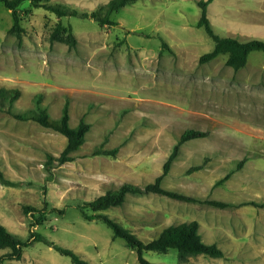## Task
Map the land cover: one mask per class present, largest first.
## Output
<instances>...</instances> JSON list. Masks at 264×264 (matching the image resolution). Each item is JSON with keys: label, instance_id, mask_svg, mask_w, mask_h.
Wrapping results in <instances>:
<instances>
[{"label": "rangeland", "instance_id": "rangeland-1", "mask_svg": "<svg viewBox=\"0 0 264 264\" xmlns=\"http://www.w3.org/2000/svg\"><path fill=\"white\" fill-rule=\"evenodd\" d=\"M108 1H44L76 11L61 17L23 1L20 38L9 31L11 13L0 3V86L20 90L13 109L32 107L40 95L51 117L67 102L70 126L81 118L90 124L71 160L46 165L48 153L58 156L64 148L65 136L0 111V168L15 183L0 182V223L22 239L35 230L90 264H139L134 249L103 220L84 218L79 205L123 182H153L180 134L193 128L206 134L180 145L161 186L235 205L145 191L86 213H103L144 241L169 224L196 220L202 240L223 252L180 261L174 248L144 250L152 262L264 264V206L238 205L264 200L263 51H250L238 69L226 64L225 53L199 62L214 43L196 24V0H136L110 13L113 24L101 25L91 13L103 15ZM207 14L221 36L264 40V0H211ZM57 22L71 28L74 45L50 40ZM114 147L115 155L95 153ZM29 206L47 211L40 223L31 225L38 213L26 211ZM2 264L73 263L34 241Z\"/></svg>", "mask_w": 264, "mask_h": 264}, {"label": "trees", "instance_id": "trees-1", "mask_svg": "<svg viewBox=\"0 0 264 264\" xmlns=\"http://www.w3.org/2000/svg\"><path fill=\"white\" fill-rule=\"evenodd\" d=\"M28 1L31 4H41L43 7L54 13L57 17L66 15H75V10H69L67 7L60 3L46 4L44 1L47 0H0V3L10 10L12 17V25L9 31L16 35L17 38L21 37L23 27L20 24L21 20V3ZM136 0H109L105 5V12L103 15H95L91 13V16L95 17L98 22L103 24H113L114 21L109 18L111 12L118 10L126 4L134 2ZM211 0H196L198 7L200 8V14L197 20V26L203 27L206 34L213 40V47L211 50L201 54L199 56V62H204L216 57L220 53H225L226 64L231 66L233 69L242 67L247 60V56L252 50H261L264 53V40L253 38L246 41H241L233 36H221L214 32L210 20L207 14V5ZM85 14V13H83ZM50 40H57L65 42L69 45L76 43V38L69 26H64L61 22H57L50 33ZM20 90L17 87H3L0 86V111L6 112L19 120H31L43 127L50 128L63 134L66 138L64 148L58 156L47 154L46 165H52L54 161L62 163L67 160H71L73 157L71 152L78 149L84 142L85 134L89 129L90 124L83 118L75 126L69 124V109L68 103L65 102L61 108V113L57 118L50 116L47 108L41 104L40 95L34 97V105L26 108L22 111H15L13 104L19 97ZM206 133L201 130L187 128L185 129L176 142L173 144L172 149L167 156L163 166L162 173L155 177L153 182H149L140 186L138 184L123 182L118 187L105 191L102 194L97 195L92 200L82 203L79 205L81 214L86 219L98 218L103 220L112 230V236L122 238L126 245L136 251L137 260L139 264H162L159 262H152L143 256L144 250H156L164 252L169 248L176 249L177 258L180 261H185L189 255L202 253L209 256H221L223 254L220 247L215 243H205L202 240L201 234L198 230V222L196 220H182L177 223H172L158 233V235L148 241H144L128 228L120 225L113 221L107 215L103 213L88 214L85 208H90L93 211L104 210L111 206L120 205L124 202L127 194L152 191L164 194L171 198L180 199L186 202H199L206 203L217 207H227L235 205L233 202L223 201L218 199L201 198L183 192L175 190H169L161 186V179L169 168L171 162L176 158L179 147L184 142L204 136ZM117 147L111 149H97L95 153H101L105 155H115ZM243 159L237 164L240 166ZM201 167V164L192 166L190 170H196ZM229 172L226 173L219 182L225 180L229 176ZM0 182L4 184H15L13 181L8 179L4 172L0 168ZM252 204L255 206H264V200L256 202L254 200H248L240 202L238 205ZM25 210H34L38 213L36 216L32 215L33 222L31 225L40 223L47 212L45 209H37L29 206L25 207ZM34 241H42L48 246H52L60 254L68 256L73 264H90L87 260L81 258L75 251L70 248H66L45 238L42 234L35 230H31L29 236L25 239L20 238L16 234L9 231L3 224L0 223V249H7V251L0 254V264L8 259H18L21 256L22 249L28 244Z\"/></svg>", "mask_w": 264, "mask_h": 264}]
</instances>
